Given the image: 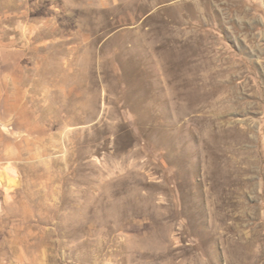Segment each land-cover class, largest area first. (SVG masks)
Listing matches in <instances>:
<instances>
[{
	"label": "rangeland",
	"instance_id": "rangeland-1",
	"mask_svg": "<svg viewBox=\"0 0 264 264\" xmlns=\"http://www.w3.org/2000/svg\"><path fill=\"white\" fill-rule=\"evenodd\" d=\"M0 264H264V0H0Z\"/></svg>",
	"mask_w": 264,
	"mask_h": 264
}]
</instances>
